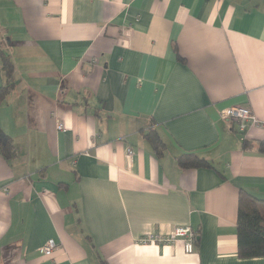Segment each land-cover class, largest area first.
<instances>
[{"label": "crops", "instance_id": "obj_1", "mask_svg": "<svg viewBox=\"0 0 264 264\" xmlns=\"http://www.w3.org/2000/svg\"><path fill=\"white\" fill-rule=\"evenodd\" d=\"M0 51V264H264L236 236L239 191L264 200V128L219 117L264 123V0H0ZM179 226L194 252L139 243Z\"/></svg>", "mask_w": 264, "mask_h": 264}, {"label": "trees", "instance_id": "obj_2", "mask_svg": "<svg viewBox=\"0 0 264 264\" xmlns=\"http://www.w3.org/2000/svg\"><path fill=\"white\" fill-rule=\"evenodd\" d=\"M0 64L6 80L5 86L0 88L1 102L13 88L14 67L10 58L2 51H0ZM146 139L153 152L159 156L164 149V144L155 131H149L146 134ZM249 146L250 144L246 141L242 144L244 150H247ZM258 149L264 151V143H260ZM0 154L5 159H10L15 154L11 139L1 129ZM177 163L183 169L208 166L205 160L192 154L179 156ZM262 207L264 208V200H259L244 190L239 191L236 221L237 255L243 260L264 258V216L261 212ZM102 264H105V262L102 261Z\"/></svg>", "mask_w": 264, "mask_h": 264}, {"label": "built area", "instance_id": "obj_3", "mask_svg": "<svg viewBox=\"0 0 264 264\" xmlns=\"http://www.w3.org/2000/svg\"><path fill=\"white\" fill-rule=\"evenodd\" d=\"M220 119L233 123L239 133H245L249 127H263L264 123L260 122L253 112L248 107L244 106H231L223 109L219 115ZM57 129L61 130L62 125L57 123ZM133 151L128 149L127 155L132 156ZM182 241L186 253L194 252V245L196 241V233L189 226L175 227L169 234H145L139 239V243L158 244L173 246L177 241ZM57 244L54 240H48L41 248V253L49 256L55 249Z\"/></svg>", "mask_w": 264, "mask_h": 264}, {"label": "rangeland", "instance_id": "obj_4", "mask_svg": "<svg viewBox=\"0 0 264 264\" xmlns=\"http://www.w3.org/2000/svg\"><path fill=\"white\" fill-rule=\"evenodd\" d=\"M261 212L263 213L262 215L264 216V208L263 207L261 208Z\"/></svg>", "mask_w": 264, "mask_h": 264}]
</instances>
